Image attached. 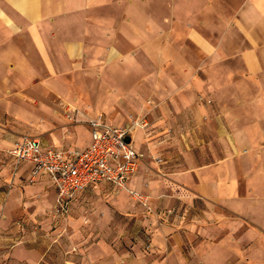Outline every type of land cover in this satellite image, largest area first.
<instances>
[{
	"label": "crops",
	"instance_id": "obj_1",
	"mask_svg": "<svg viewBox=\"0 0 264 264\" xmlns=\"http://www.w3.org/2000/svg\"><path fill=\"white\" fill-rule=\"evenodd\" d=\"M83 81L102 91L114 125L147 116L149 128L133 136L146 157L137 186L147 145L166 144L167 165L156 164L151 185L158 205L234 212L238 256L264 264V0H0V114L26 107L28 95L42 106L64 97L86 108L76 92ZM24 133L8 130L3 116L0 155ZM91 141L80 129L42 142L84 149ZM9 157L14 175L30 179L32 165L15 169ZM45 180L55 190L44 174L35 182ZM102 186L116 187L86 191ZM34 188L12 190L10 201L0 191V217L12 218ZM251 254L257 263L245 259Z\"/></svg>",
	"mask_w": 264,
	"mask_h": 264
},
{
	"label": "rangeland",
	"instance_id": "obj_2",
	"mask_svg": "<svg viewBox=\"0 0 264 264\" xmlns=\"http://www.w3.org/2000/svg\"><path fill=\"white\" fill-rule=\"evenodd\" d=\"M89 85L93 83H84V89L76 90L88 102L86 108L64 97L42 106L35 100L37 95H28L26 107L6 110L0 120L4 116L6 128L14 133L26 132L22 135L42 141L54 133L62 139L67 134L76 136L80 129L89 134L87 119L103 113L102 91L87 88ZM75 107L87 114L80 121L74 117ZM107 118L119 124L115 117ZM87 138L82 135L80 139ZM166 146L147 145L150 160L140 168L145 177L140 187L135 181L140 172L131 179L133 184L128 183V188L148 198L150 209L137 201L129 189L102 186L80 193L61 216L55 213L57 198L50 182L15 176L9 150L4 149L5 154L0 155V191L5 201L14 197L12 190L23 195L27 188H35L26 196L30 200L13 209L12 218L0 217V264H139L144 258L173 264H244L243 256L237 254L239 229L234 212L218 208L207 211L202 202L177 205L171 201L170 206L156 202L151 185L159 177L156 164L167 165L157 161L163 159ZM252 243V239L244 241L246 246ZM254 257L251 254L245 259L257 263Z\"/></svg>",
	"mask_w": 264,
	"mask_h": 264
},
{
	"label": "built area",
	"instance_id": "obj_3",
	"mask_svg": "<svg viewBox=\"0 0 264 264\" xmlns=\"http://www.w3.org/2000/svg\"><path fill=\"white\" fill-rule=\"evenodd\" d=\"M71 108L68 109V111ZM73 114L80 121L87 114L78 107ZM70 113L69 117L73 118ZM92 141L87 148L46 146L38 137L23 135L9 150L16 169L22 164L32 165L30 179L40 174L50 177L57 190L56 215H65L70 203L80 193L98 183H111L120 189H129L128 183L137 173L145 154L135 148L133 136L138 129H148L147 117H134L128 124H111L103 113H96L86 121ZM164 159L157 158L158 162ZM134 198L150 209L148 198L131 190Z\"/></svg>",
	"mask_w": 264,
	"mask_h": 264
}]
</instances>
